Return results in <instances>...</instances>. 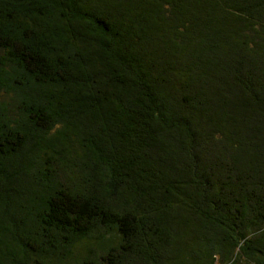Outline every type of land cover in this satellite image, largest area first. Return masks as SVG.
Segmentation results:
<instances>
[{
  "label": "trees",
  "instance_id": "obj_1",
  "mask_svg": "<svg viewBox=\"0 0 264 264\" xmlns=\"http://www.w3.org/2000/svg\"><path fill=\"white\" fill-rule=\"evenodd\" d=\"M0 264H264V0H0Z\"/></svg>",
  "mask_w": 264,
  "mask_h": 264
},
{
  "label": "bare ground",
  "instance_id": "obj_2",
  "mask_svg": "<svg viewBox=\"0 0 264 264\" xmlns=\"http://www.w3.org/2000/svg\"><path fill=\"white\" fill-rule=\"evenodd\" d=\"M38 190V189H37ZM15 207V206H14Z\"/></svg>",
  "mask_w": 264,
  "mask_h": 264
}]
</instances>
